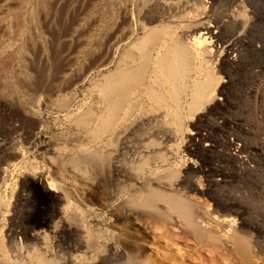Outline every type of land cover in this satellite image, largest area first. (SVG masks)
<instances>
[{
    "label": "bare ground",
    "instance_id": "bare-ground-1",
    "mask_svg": "<svg viewBox=\"0 0 264 264\" xmlns=\"http://www.w3.org/2000/svg\"><path fill=\"white\" fill-rule=\"evenodd\" d=\"M15 1L19 9H27L24 18L8 7ZM1 3L0 26L9 33L16 23L22 35L42 0ZM256 5L250 0H106L109 33L103 66L92 76L84 73L82 82L89 88L90 102L88 98L85 108L66 118L76 130L82 129L74 135L69 131L81 155L40 163L35 154L22 162L29 172L26 177H32L31 185L51 195L42 206L26 199L27 206L37 212L31 214L17 211L20 193L11 211L5 209L0 195V264H186L175 237L190 242L195 250H209L216 264L229 257L240 264H259L264 256L260 219L250 220L238 195L231 191L228 194L233 198L210 196L213 189L221 193L229 188L233 192L264 190V118L248 122L226 115L234 88L249 86L255 101L264 92V45L253 35L263 14ZM219 8L223 11L218 13ZM80 27L75 29L84 31ZM12 61V56L6 57L3 67ZM51 96L39 97L21 118H0V126L4 119L8 124L6 136L19 126L30 131L51 121L41 118L50 108ZM161 114L160 121L170 119V129L162 136L151 137L149 132L147 144L137 146L133 136L138 123L146 118L152 124L151 118H161ZM189 123L212 126L208 131L204 127L187 131ZM178 139L190 156L181 158L179 166L160 179L158 173L170 168L171 144ZM2 152L0 194L3 187H12L10 176L19 169L14 161L21 157L18 148L3 146ZM144 166L148 175L140 177ZM191 175L196 178L190 182L191 192L210 198L199 202L180 193ZM132 221L139 224L135 233L142 232L144 225L158 228L162 240L172 246L137 244L129 229Z\"/></svg>",
    "mask_w": 264,
    "mask_h": 264
},
{
    "label": "rangeland",
    "instance_id": "rangeland-1",
    "mask_svg": "<svg viewBox=\"0 0 264 264\" xmlns=\"http://www.w3.org/2000/svg\"><path fill=\"white\" fill-rule=\"evenodd\" d=\"M0 1L2 2L3 0H0ZM19 1H21V0H19ZM250 1L253 3V5L258 4L256 6H258L261 9V13L263 14V16L260 17V19L258 20V23L261 20L262 21L259 24L257 23L258 25L256 26L257 28L255 29V32L253 35H254L255 40L257 38L256 42H259V43L264 45V0H250ZM1 2H0V5H2ZM70 2H71V4H69ZM43 3H45V4L43 5ZM17 6L20 7V5H17V2L15 1V4H11L8 7H10L11 10H13L12 13L16 12L18 14V16H21L22 18H24L23 15L26 13L25 11L27 9H24L25 6H24V8L19 9ZM73 7H74V9H73ZM4 8L6 9L7 6H4ZM13 8L15 10L17 9L18 11L17 10L15 11ZM44 10H47L48 13H47V11H44ZM106 10H107L106 9V0H42V3H40L39 6H37V8L34 9L33 18L35 21L33 20V22L29 23V25L28 24L24 25L23 30H24L25 35L24 34L20 35V32L17 30L18 28H17L16 23H13L12 27H14V30L12 28L9 33H6L4 28H2L0 26V28L2 29V31L0 29V32H1L0 33V44H1L0 50L3 51V53L0 51V57H1L0 58L1 59L0 71L3 73L2 74L0 72V118H21V115H23V113L27 112L28 109L30 110V109H33L35 107V105L38 102L39 97H41L42 95H44L46 93L52 94V96L50 97V104H51L50 108L48 110H46L45 113L43 112L44 115L43 114L41 115V118H49V120H51V121H49L50 123L48 122L47 124H44L43 126L35 128V129H31L30 131L27 129H23L19 126L18 131L16 130L9 137L6 136V134H5L6 131L4 132L5 129H8V124H7L5 119L3 120L5 122L2 123V125L0 126L1 127V129H0V143H1L0 148L3 146H5L7 150H10V149L12 150L14 148L15 149L18 148V150H20V152H21V157H22V158L20 157L18 160L14 161V163H16L18 165L19 169H18V171H16L17 173L10 176L9 182H10V186H12V187H3L1 190V194H0L1 198L4 199L3 200V206L5 207V209L7 211H8V209L10 211L13 210L12 205H13L14 200L16 199V197L19 193L21 194L22 201L20 202L21 204L19 203V205L17 207V211L20 210L19 212L24 213V214L37 213V212H34L32 207L27 206V204L25 203L26 199L36 200L39 203V205L42 206V205H45L48 203L49 195H51V192L44 191L43 189H41L42 187L40 188V187H37L35 185H31L32 184V177L31 176H27L28 178L26 177V174H28L29 172L26 169L27 167L24 164H22V162L28 161V159H31L33 156L35 157V154H36V158H38L37 160H39L40 163H42L43 161H46L47 158H48V160H50L52 158H57V157L60 159H65V157L66 158L71 157V156L72 157H74V156L80 157V155H81L79 153L77 144L73 143L71 141V136H72V134L74 135V134L82 133V129L79 128V130H78V128H77V130H76V126L74 125V123L71 122L70 120L68 121V119H66V118H71L72 115L77 111L78 108L79 109L82 107L85 108L86 106L84 105V103L88 98H89V100L86 102H90V91L88 90L89 88H87L83 84L82 78H83L84 73H86L87 75L88 74L94 75V73L96 71H98L103 66V63H104L103 60H105L104 55H105L106 44H107L106 40H107V36L109 33L108 32L109 21L107 20ZM218 10H219L218 13L223 11L222 8H219ZM22 11H24V12H22ZM35 12H36V14H35ZM19 14H22V15H19ZM21 17H20V19L22 20ZM80 19H81V21H80ZM21 20H20V22H21ZM77 22H79V23H77ZM43 23H45V24H43ZM39 25H42V26H39ZM45 25H47V26H45ZM80 26H82V28H84V31L76 30L79 28L81 29ZM75 27H77V28L75 29ZM27 31L29 33H27ZM3 32H5V33H3ZM12 34H13V36H12ZM17 34L19 37H17ZM38 34H40V35H38ZM118 34L119 33H117L116 35L118 36ZM5 38L7 39L8 43L6 41L2 42V40H6ZM20 38H21V40H20ZM10 39L13 41H11ZM16 39H18V40H16ZM9 42H11V43H9ZM2 43H5L6 45L2 46ZM15 44L17 47L15 46ZM87 45L90 48V52H88L89 50H88ZM9 46H13V47L9 48ZM75 46L77 47V49ZM71 49H73V50H71ZM17 50H19L20 52ZM5 51H6V54H5ZM13 51H15V52L13 53ZM72 52H74V53H72ZM24 53H25V55H24ZM86 53H90V57H87ZM68 54H71V55H68ZM19 55L22 59H20ZM79 55H80V57H79ZM10 56L13 57V61L11 63L7 64V66H5L7 68H4L2 63L6 59V57L8 58ZM47 56L49 59L47 58ZM4 57H5V59H4ZM24 57H25V59H24ZM80 58L81 59L83 58V59L81 60ZM76 59H79L81 61L77 64L78 66L75 65L76 62H74V61H76ZM16 60H17V63H16ZM10 67L11 68L13 67V70ZM1 68L5 72L2 71ZM8 68L10 69V71ZM91 69H92V71H91ZM69 70H72V72H70ZM64 74H66L67 76ZM243 86H244V88H243ZM243 86L234 88L233 90H231L232 92L230 91L229 97L230 96L231 97L229 100L231 102L229 104L230 109H228L227 113H226L227 117L228 118H244L248 122H250L251 120H254L255 118L256 119L264 118V96H263L264 92H261V96L255 101L254 96L250 95L251 89L246 88L249 86H247V85H243ZM58 91H61L62 93L57 95ZM66 98H67V100H66ZM232 102H234V103H232ZM31 104H33V105H31ZM60 104L61 105L63 104L66 108L64 107V109H60V107H59V109H58V106ZM55 106L57 107V109ZM88 107H90V105H88L87 108ZM70 113H71V115H69ZM162 117H163V115L161 116V118H158V119L151 118V119H153L152 124H147L146 118L141 120L140 121L141 123L140 122L138 123V125H137L138 127L134 133L137 135V137H136V135L133 136V141H134V143L137 141L135 143L137 146L143 147L144 145H146L147 141H148L147 137L150 138L149 137L150 134H152L151 137H153V135L159 136V134H160V136H162V134L164 133V131L166 129H170L171 126H169V125H171V121L167 122L170 119L164 118V120L166 122L164 120L160 121V119H163ZM53 118L55 121L53 120ZM55 118H57V120ZM156 121H157V123H156ZM69 122H71V123H69ZM68 123L71 125H68ZM260 123H261V120H260L259 124ZM166 124H168V125H166ZM202 125H204V126H202ZM211 126H212L211 124L209 125L206 123L200 124V125L197 123H196V125H195V123H191V124L189 123V125H187V124L185 125V127H188L185 129L187 131L188 130L192 131V130L204 127L203 129L208 131V128ZM71 127H72V129H71ZM139 128H141V129H139ZM142 129H143V131H142ZM71 130H73V131L71 132ZM74 130L76 132H74ZM139 130H141L142 132ZM63 131H64V133H63ZM65 131H66L67 135H66ZM146 131L148 133H146ZM149 132H150V134H149ZM68 133H70V134H68ZM145 133H146V135H145ZM156 133H158V134H156ZM63 134H65V136ZM66 136H68L69 138ZM66 138H68V139H66ZM61 139L63 141L65 139V141L63 142ZM71 142H72V144H71ZM175 142H173V144H171V148H170V150L173 153V157H172V160L170 163L171 164L170 168H167L166 171H165V169H162L160 172H162V171L163 172L158 173V176L161 175V177H159L160 179L166 175V174L164 175L165 172L169 173L172 168H177L179 166L178 164L180 163L181 158L185 159V157L188 158L190 156L188 151L185 149L183 141H180L178 139ZM63 143H65V144H63ZM177 144H178V146H177ZM50 147H52V148H50ZM72 147H73V149H72ZM148 147H151V146H148ZM43 148H45L46 151L43 150L44 151L42 154L43 156L39 155L40 156V158H39V156H37V155H38V153H40L42 151ZM22 152L24 153L25 158L23 157ZM54 154H57V155H54ZM68 154H70V155H68ZM3 155H5L4 152L0 153V162L4 158ZM176 155L179 159L174 157ZM241 157L243 159L245 158L246 160H248L246 155L245 156L242 155ZM230 162H232V161L230 160ZM175 163H177V164H175ZM141 165H140V167H141ZM217 166H222V165H217ZM140 169H138V172H139V170L142 172V173L140 172V177H145L148 175V167L147 166H144L143 169L142 168H140ZM143 170H144V172H143ZM22 178L24 181L22 180ZM192 181H196V178H193V175L190 176V180L188 181V184H185V186L181 189V192H180L181 194L184 193L183 195L186 194L187 197H189L191 199H195L199 202L200 201L202 202L203 200L210 198L208 195H207V197L206 196L202 197L199 194L191 192L190 182H192ZM22 182H24V183H22ZM259 189L260 188H257V190H254V192H252L253 190H251L250 192H249V190L245 191V189H244V191L242 190V192H240V191L238 192V190L236 189V190H234V192L236 191L235 192L236 194H234L232 188L227 189V191L224 190V191H222V193H221V190H219V189H216V190L213 189L211 191L212 195L210 194V196L221 194L223 196H226V197L229 196L230 198H233L234 196H231V195H235V197L238 195V198L243 203L245 210H247L249 213V218L251 217L252 219H255L256 217H258L261 221L260 224L262 226V229L264 230V200H263L264 199V190H261V189L259 190ZM228 191H231V195L228 194V193H230ZM224 192H226V193L224 194ZM22 202H24V203H22ZM251 218H250V220H251ZM138 226H139V224L137 223V221H132L129 224V229L131 231L133 230L132 232H134L138 228ZM147 229L148 228L145 227V225H144V229L142 227V230H143L142 232H138V233L134 232V234L132 233L134 236V237L132 236V238H133V240H135V242L137 244H142L140 242L143 241V242L150 243L153 245H161V243H162V245L166 246V247L172 246V244L169 241L167 242L166 239H165V241H163L164 238L161 237L162 235H161V232H159L160 230H158V228H156L155 230L153 228L148 229V230ZM19 231H22V228H19ZM166 242H167V244H166ZM174 242H175L174 244H176V243L178 245L180 244L178 246V249L180 250L182 248L180 250V251H182L181 255H180L182 258L181 260L182 261L185 260L186 262L185 261L184 262L186 264H201V263L202 264H216V260L212 257L211 254H209V250L208 251H205L206 249H203V251H201L202 249L201 250H195V248H193L194 246L190 242H187L185 240H181V237H175ZM173 246H176V245H173ZM230 258L231 257H229L227 261H219L218 263H221V264H229V263L230 264H240L239 261H237L236 259H233V258L230 259ZM234 261H237V262H234ZM258 263L264 264V256L260 257V260L258 261Z\"/></svg>",
    "mask_w": 264,
    "mask_h": 264
}]
</instances>
